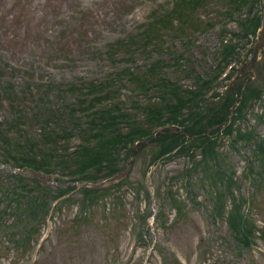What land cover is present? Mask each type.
I'll return each instance as SVG.
<instances>
[{
	"label": "trees",
	"instance_id": "1",
	"mask_svg": "<svg viewBox=\"0 0 264 264\" xmlns=\"http://www.w3.org/2000/svg\"><path fill=\"white\" fill-rule=\"evenodd\" d=\"M257 0H176L172 16L174 18H165L157 16L154 23L149 24L143 32L144 43L140 47V55L146 60L153 54L157 55V60L146 64L144 67L135 65H126L118 68L120 63L127 64L133 59H127L130 56L128 47L131 41L116 40L111 46L110 66L116 69L110 73L97 78L83 81L80 85L74 87L58 85L37 86L39 101L47 102L48 94L60 98L58 107L51 109V103L44 104L36 108L37 113H32L33 109L27 107L32 99L29 85L26 86L27 95L18 96L12 89H3L0 86V104L5 101L10 108L11 113L17 114L16 123L11 126L13 132H18L16 147H5L4 140L0 148V163L8 164L12 168H29L43 175H57L60 178H66L68 181H82L97 183L104 179L114 176L120 172L128 163L131 147L135 142L149 138L154 129L158 127L173 128V130H164L151 143V147H141L138 150L135 160L138 161L142 155L148 151L150 157L147 167L153 165L159 157L171 153L177 149L176 153L169 154L166 158L174 155L184 154L183 156L190 162L189 167L177 170L178 179L187 187L189 194L195 197L196 189H201L205 193L204 202L212 209L224 205L227 196L231 195L230 182H233V168L227 161V155L218 152L216 143L219 142V136L229 137V144L236 152L242 148L243 144H249L250 158H248V167L251 173L257 177L264 172V141L254 128H243L241 124L236 125V120L244 122L241 115L247 110L249 103L260 102L264 107V60L259 67L258 77L249 81L243 88L242 100L235 110V116L228 126L222 130H212L209 135H203L209 128L220 125L227 117L230 105L233 103V91L221 95L220 105L205 98V92L209 90V82H206L202 75L204 70L197 75H193V82L189 86L176 83V81H166L162 76L168 66L173 69L180 65V59L184 60V51L173 50L174 41H178L182 46L188 48L192 43V37L197 33L205 32L214 27V23H204L197 18V10L204 9L211 5L214 7L218 2L225 5V10L218 13V18H232L233 14L239 13L244 6H249V12L258 4ZM212 8H206V11ZM248 12V11H247ZM249 15L245 19L237 18V25L241 32L229 33L228 42H224L225 34L221 33L219 38L220 50L216 53L209 70H222L228 63L238 58L236 51L239 47L238 42L243 47L247 41V35L254 33V30L260 24V17ZM168 31L167 36L171 45L166 46L161 31ZM131 40L136 38L129 37ZM150 47L151 50H147ZM166 55L167 58L162 59ZM264 58V51H263ZM218 58V59H217ZM225 65V66H224ZM142 69V70H141ZM210 70V71H212ZM209 71V72H210ZM189 72V70H188ZM187 75V71H182ZM208 76V73L206 74ZM31 79L32 77H28ZM248 77H245L246 79ZM244 79L238 84L235 91L238 93ZM208 88V89H207ZM42 89L44 91H42ZM128 89L131 93L140 95V100L135 105L126 104L122 99L121 90ZM150 92L152 95L144 94ZM63 92H66L63 94ZM138 96H134L136 99ZM155 98L156 102L150 103L149 99ZM218 98V99H219ZM133 99V100H134ZM146 103L145 105H143ZM5 104V105H6ZM32 115L26 118V122L32 123L31 126H38L39 143L36 144L26 133L17 130L19 122L24 124L26 111ZM137 111L142 117L141 125L135 124L133 118L134 111ZM67 119L62 120V115ZM47 117H57L58 123H53ZM261 121V116H257ZM51 125H57L52 129L54 135H50ZM79 138V144L73 148V151L67 153L66 145L69 143L70 133ZM188 135L193 138H188ZM212 137L215 139L211 140ZM10 140V139H9ZM12 140V139H11ZM187 144L183 145V142ZM199 149V151H197ZM199 154V159L196 155ZM5 178L0 182L6 183L12 180L17 183L12 200L16 199V205L13 207V201L7 196L0 194V218L3 215L16 219L14 225L5 227L3 238L18 247V241L29 245L33 232L31 230L20 229L16 223L32 220L36 222V217L43 214L49 198H55L63 193L60 187L55 189L48 185L40 184L38 181L22 177L18 174H4ZM10 179V180H8ZM58 182V179H55ZM236 184L235 182H233ZM237 189V188H236ZM69 190V189H68ZM58 191V192H57ZM80 200V212L87 213L88 219L81 216L79 221L86 222L93 220V209L97 206V200L102 199L108 194L109 189L94 190L82 188ZM56 192V194H55ZM113 196V194H109ZM117 200L118 208L121 205V199ZM174 200L177 211L180 206ZM233 200V206L227 216V225L232 235V251H240L241 248H249L252 245V239L255 238L257 226L249 216L241 212L239 199ZM123 206H121L122 208ZM22 208V209H21ZM91 209L90 212L88 210ZM97 207L95 208V215ZM87 210V211H86ZM183 210V209H182ZM116 211V206L112 212ZM116 213H119L117 210ZM101 215V212H100ZM4 220V219H3ZM103 225L105 219L102 217ZM88 222V223H89ZM77 227V224H74ZM70 230L74 232L73 227ZM260 238L264 240V229L259 230Z\"/></svg>",
	"mask_w": 264,
	"mask_h": 264
},
{
	"label": "rangeland",
	"instance_id": "2",
	"mask_svg": "<svg viewBox=\"0 0 264 264\" xmlns=\"http://www.w3.org/2000/svg\"><path fill=\"white\" fill-rule=\"evenodd\" d=\"M257 1L259 5H256L252 11L249 12V6L246 5L239 13L233 14L232 18H218V13L226 8L221 2H218L214 7L207 6L212 8L208 11H206L207 7L197 10V17L204 23L215 22L221 32L224 29L235 31V33L241 32L237 26V18L245 19L249 15L248 13L255 15L256 18L263 16L264 0ZM156 3L169 9L171 7L170 0H0V86L3 89H12L18 96H21V93L24 96L28 91L31 92L33 102L29 104V108L33 109L32 113H37L36 108L43 106V103L37 102L40 97L39 93L33 92L36 87L25 91V80L20 75L21 72L26 75H34L36 78H42L43 75L49 74L47 79L56 82H75L80 78L101 76L99 74L105 68L109 69L107 58L103 55L109 44L124 37L131 29L134 33H139L135 30L141 28L144 20L148 21L149 13L156 7ZM150 21L154 23L156 20L151 17ZM220 31L213 28L194 35L190 47L188 49L184 47L183 52V59L188 60L189 63L188 61L182 62L180 59V65L174 69L168 66L162 77L166 81L173 80L178 84L180 82L182 85L189 86L191 78L184 76L182 71L190 69L192 63L197 66L196 60H199L201 68L212 64L211 55L218 45L216 38L221 33ZM247 38L243 49H247L248 54L239 58L241 62H244V67L250 63L253 57V46L257 41L251 35H248ZM142 39L144 36L141 35L131 42L137 43ZM173 43L172 49L179 51L181 44L178 41ZM238 45L241 46L240 42ZM135 49H140V47L134 46L132 54L127 58L135 60L129 64L131 66H139L142 61H147L136 57L139 50ZM147 50H151V48L147 47ZM187 50H190L189 53ZM263 51L264 46L257 51L258 60L254 66L255 79L259 76V67L262 59L264 60ZM152 57L153 55L149 59ZM237 68L235 66L236 70L233 69L232 73L222 76V78L225 77L223 79L213 80L215 77L210 76V79L205 80L204 77L206 82H211L212 88L208 87L214 93L211 95L212 97H209L207 96L208 92H205L204 97H208L209 101L212 100L220 105L219 97L228 91V84L236 77ZM239 80L241 78L236 80L234 85H237ZM65 93L63 92V94ZM125 93L122 98L125 102L128 101L126 96L129 95L131 105L134 104L135 108L140 107V105H135L141 99L139 93L133 94L128 89ZM144 94L150 95V92L146 91ZM134 96L138 97L134 99ZM58 99L59 97L56 95L49 98L50 106L57 105ZM149 102H156V99L150 98ZM1 103L2 105L6 104L5 101ZM249 104L250 107L241 117L247 116V123L253 126L254 124L259 125L257 133L264 136V107L258 103L250 102ZM235 108H232V111ZM31 112L26 111L25 125L26 118L32 115ZM261 113L263 121L259 123L256 114ZM129 115L135 124L141 125L143 117L136 110L133 115ZM15 116L17 114L11 113L7 104L1 107L0 148L4 140L7 144L5 147H16L20 142L17 140L18 132L14 133L13 129L9 128L16 121ZM61 119L65 121L66 115L63 114ZM56 121L58 122V118ZM54 127L55 125H51L50 135H54L52 133ZM15 128L20 131L27 130L29 133L26 136L30 137L34 143H39L37 125L34 127L26 125V130L20 126H15ZM67 135L72 137L71 132ZM247 154L248 146H245L241 155ZM148 155L149 152L146 151L133 166L129 175L128 184L134 185V189L129 185H124L120 189V195L125 203V210L123 209L124 211L122 210L119 214L122 216H115L116 214L110 210L112 205L106 201V205L100 206L108 212L107 215L103 214L107 219L104 228L99 223L97 225L88 224L81 227L76 233H72L70 224L71 218L76 214V209L69 207V210L63 207L59 213L55 210L60 201L69 199L70 193H67L49 205L48 218L46 219L43 215L36 226V230L40 232L45 230L47 237L39 253L33 251L31 255H28L26 252L23 253L22 249L9 252L1 251L0 264H249L245 253L240 257H235L231 252V236L225 224L214 226L206 222L207 218L200 217L197 210L190 211L186 221L180 220L166 231L156 224L153 218L156 206L152 204V211H150L144 195L140 194L137 197L135 194L137 186L135 182L143 181ZM233 158H235L233 160L235 172L240 175L244 168V162L241 161L242 156ZM186 159V157H177L162 163L154 170L151 177L153 187L163 188L168 183V176L174 170L185 166L189 167L190 162H187ZM6 168L8 167H3L0 164V181L5 178L4 173H9ZM47 179L51 180L49 177ZM16 186L17 183H12V180L6 183L0 182V194L8 195L7 197L10 199L13 194H17ZM70 186L72 185H68V187ZM251 190V186L242 185L241 187L243 195L250 194L252 196ZM70 195L73 196L72 192ZM75 196L74 198H76ZM256 199L260 205V211H263L257 218L263 222L264 184ZM10 200L13 201V207H15L16 199L12 200L11 198ZM47 202L45 203L47 204ZM0 211H2L1 208ZM138 211L142 216H138ZM253 211L256 213L257 207ZM99 216L98 213L96 218ZM173 216L174 212L170 213L169 219ZM15 220L13 217L3 215L0 218V225L8 227L10 224L14 225L15 222L12 221ZM146 232L147 235L145 234L143 239L147 245H143L139 236ZM150 241H152L151 245L148 243ZM199 241H203L201 243H204L205 247ZM154 245H157V248L151 250ZM259 247L252 252V255L256 264H264V248L262 245ZM157 249L162 251L165 256L159 257Z\"/></svg>",
	"mask_w": 264,
	"mask_h": 264
},
{
	"label": "water",
	"instance_id": "3",
	"mask_svg": "<svg viewBox=\"0 0 264 264\" xmlns=\"http://www.w3.org/2000/svg\"><path fill=\"white\" fill-rule=\"evenodd\" d=\"M263 29H264V25H263ZM263 35H264V32H263ZM262 42H263V39H262L261 43H262ZM261 43H258V44L256 45V47H255L254 57H253V59H252V65H254V63H255L256 60H257V50H258L259 46L261 45Z\"/></svg>",
	"mask_w": 264,
	"mask_h": 264
}]
</instances>
